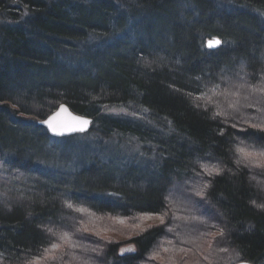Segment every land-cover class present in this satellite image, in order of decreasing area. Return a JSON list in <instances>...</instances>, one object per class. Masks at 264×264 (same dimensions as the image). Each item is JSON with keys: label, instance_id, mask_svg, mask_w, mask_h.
I'll list each match as a JSON object with an SVG mask.
<instances>
[{"label": "trees", "instance_id": "trees-1", "mask_svg": "<svg viewBox=\"0 0 264 264\" xmlns=\"http://www.w3.org/2000/svg\"><path fill=\"white\" fill-rule=\"evenodd\" d=\"M15 5L9 14L18 15L24 6L28 14L23 20L13 16L15 25L0 38V101L32 117L41 116L33 106L50 114L61 103L81 115L96 114L101 136L129 132L139 140V148L130 147L135 158L144 157L134 168L113 169L110 157L89 147L93 153L80 150L78 163L58 172L42 166L43 155L67 160L58 147H70L69 141L55 143L24 126L31 120L17 124L0 115V264L46 258L57 241L53 231L72 233L65 228L72 206L127 219L163 214L184 181L212 208L207 216L200 209L208 224L197 223L192 233L206 239L216 224L221 239L212 244L238 251L235 263L264 264V170L238 166L235 156L241 142L264 148V130L248 127L264 112L246 109L235 119L224 96L210 100L233 80L242 81L241 87L263 86L264 0H18ZM90 33L102 35L107 46L81 49L83 69L64 68L67 46ZM215 38L221 47L204 49ZM206 92L211 94L205 97ZM104 102H119L126 117L99 115ZM217 105L225 106L222 113ZM33 156L40 170L23 160ZM9 192L21 199L8 200ZM165 233V226H158L132 237L133 252H121L111 242L97 254L93 243L81 239L72 248L84 250L96 264H158L148 256ZM56 260L66 264L60 252Z\"/></svg>", "mask_w": 264, "mask_h": 264}, {"label": "rangeland", "instance_id": "rangeland-1", "mask_svg": "<svg viewBox=\"0 0 264 264\" xmlns=\"http://www.w3.org/2000/svg\"><path fill=\"white\" fill-rule=\"evenodd\" d=\"M241 84H243L242 81L233 80L232 84L228 86L229 88L224 89L223 92H216L210 97V100L214 98L217 100L224 96L223 102L228 103L226 111L231 115H236L234 117L235 119H240L239 116H245L246 109L264 112V84L263 86L260 85V88L259 86L241 87ZM210 94L211 92H206L205 97H208ZM256 104L258 105L255 107ZM221 106L225 107L224 105H217L219 113H222L219 109ZM123 114L127 115V112H123ZM224 118H228V116H224ZM224 121L225 120L222 119L223 123ZM248 127L264 130V115H260L255 123ZM246 146L247 144L240 145L237 148L235 155L236 164L247 170L250 167L264 170V154L258 151L259 148L254 149L253 146L250 145L252 150L249 147L246 148ZM193 187L194 184H188V182L185 181L178 183L175 187L176 192L173 194V199L167 200L170 207L168 210L163 211V214L135 215L133 218L127 219L125 217L110 214H96L83 207L72 206V213L68 222V225L75 227L72 233L62 235V240L56 242V244L48 249L46 258L44 257L40 260H36L34 264H59V261L64 264L65 262L63 260H56L59 252L64 260H66V264H96L84 250L82 254L77 253L76 249L72 248L74 242H78L81 239V242L93 243V250L97 254L100 253L102 246H106L111 242L117 243L122 252L125 249L128 250L132 248V244L130 243L132 237L158 226H163V228L165 226L166 233L164 238L158 241L155 245L156 247L148 256L149 260L154 263L239 264L235 263L237 256L233 254L231 250L222 251V244H212L213 239H221L216 224L211 225V227L209 226L210 228L206 239L194 232L192 233L191 229L194 228L197 223L203 225L208 224L200 209L206 212L204 216H207V214L209 215L208 209L212 210V208H209L207 201L202 195L199 196L198 193L193 192L195 191ZM196 199L203 203L198 206ZM213 215L215 216V213ZM53 240H55L54 237ZM55 241H53V243H55ZM185 249L186 251H184ZM74 254L77 255L75 256ZM65 257L67 258L65 259ZM52 258L55 259V261H53Z\"/></svg>", "mask_w": 264, "mask_h": 264}, {"label": "bare ground", "instance_id": "bare-ground-1", "mask_svg": "<svg viewBox=\"0 0 264 264\" xmlns=\"http://www.w3.org/2000/svg\"><path fill=\"white\" fill-rule=\"evenodd\" d=\"M90 1V0H89ZM93 1V0H91ZM99 0H94L95 3H97ZM2 5L0 7V13L3 16L2 17V21L0 22V38H4V34L6 32V28H12L15 24H13L14 22H12V17L16 16V17H20L22 20L27 16V12L28 11V7L24 6V7H20L19 8V14L15 15V14H9L11 12H13V10H15L16 6L19 5H15L16 3H18V0H14L13 1H9V0H1L0 2ZM24 21H21V23ZM20 23V22H19ZM108 26L111 27V29L113 28V30L116 31V33H120V29L118 27H115L113 25H111L110 23H108ZM104 37L101 35H98L97 33H90V35H86V37L83 40H80V42H76L73 41L71 43H73V46L71 44H69L67 46V48L64 51V56L62 57V64L65 66L64 68H69L70 69H83V66L85 64V55H83L80 50L83 48H92L93 45L100 48L107 46L106 39H104ZM114 39V37L112 38ZM209 41V40H208ZM205 42L204 44V49H206L207 51L209 49H207V42ZM222 41V40H221ZM222 45V44H221ZM88 50V49H85ZM91 50V49H89ZM84 51V50H83ZM210 51V50H209ZM61 105H63V103H61L60 105H58L57 107H55V109L50 112H48V109H46V107H35L33 106V109L35 110V112L37 114H41V116H34L32 117V115H26L24 113H22L20 111V107L15 106L12 102H1L0 101V115L2 116L3 114V118L7 120V122H11V123H21V120L24 121H29V122H24V126L26 127H35L32 130H36V131H41L44 134L47 135V137L51 140V141H57L55 143H59V142H70V147L66 146H60L58 147V152L60 153H64L65 155H67V160H63L60 161L58 159H56V157H50L49 155L46 156L45 154L43 155V160H42V166L46 167L48 166V169H55L58 172H64V171H68L73 165L74 163H78L76 161H78L79 159L82 158V153L81 151H84L86 149H89L90 152L93 153V151H91L90 148H93L94 151H97L98 153L108 156L110 157L113 169L114 167H118V168H122L125 166H129L132 164V167H136L137 162H141L144 154L142 153L139 158H135V152L133 149H131L130 147H138V139L135 138V136H133L131 133L129 132H125L122 133L120 135H109L106 136V138H104L105 135L101 136V132H103L104 130H101L100 125H102V122H100L99 120L101 118H99L98 115L94 114V116H86V115H81L77 112H75L73 109H71L68 105H66L68 108H70L71 113L79 118H88L89 121L91 122L90 128L89 130L84 131L83 133L80 131H77L76 126L75 128L73 127L72 130L73 132L70 131L65 128L64 129V133L60 136H56V135H52L50 134L49 131V127H48V120L51 121V118L56 115L55 113L58 112L59 108L61 107ZM100 112L99 115H108L111 117H121L124 118L126 117V114L124 115V113L127 112V108L125 109L124 106H122L119 102H115V103H106L104 102L103 104H101L100 106ZM123 111V112H122ZM48 112V113H47ZM42 118V119H41ZM33 120V121H32ZM168 124V121H167ZM258 129V128H257ZM256 129V130H257ZM261 130V129H258ZM251 131V129L249 130ZM245 137V136H243ZM44 138V137H43ZM48 140V139H47ZM246 148L250 147V143L249 142H241L240 145H246ZM238 146V147H239ZM90 147V148H89ZM252 149V148H251ZM81 150V151H80ZM253 150V149H252ZM71 151V152H69ZM260 152H262L264 154V148L259 147ZM151 152H153L151 150ZM149 153V152H148ZM30 158V157H29ZM28 157L23 159L24 162H26L27 164L30 165V167H32L33 170H40L41 167L39 166L40 164H38L37 161H35L34 156L31 157L29 159ZM139 166V165H138ZM257 174V170L255 171ZM57 174V173H56ZM13 178H15V176H13ZM6 182V179H5ZM8 182V180H7ZM12 192L8 193L5 195V198H7L8 200H14V198L16 197L18 200L21 199V197L16 196V192L15 194H13L12 196ZM65 228H72L74 229L75 227L72 225H68V223L66 224ZM63 231V229H56L55 231L52 232V234L54 235L55 239H57L56 242H60L62 239V236H59L60 233ZM55 243H51L50 246L56 244ZM135 250V248H131L128 249V252H133ZM231 252L233 254H235L237 257L239 256L238 251H236L233 248H230ZM264 257V255H263ZM263 257L260 258L259 262L263 261ZM244 262V261H242ZM4 263V262H3ZM248 263V262H245ZM6 264V263H4ZM251 264V263H248Z\"/></svg>", "mask_w": 264, "mask_h": 264}, {"label": "water", "instance_id": "water-1", "mask_svg": "<svg viewBox=\"0 0 264 264\" xmlns=\"http://www.w3.org/2000/svg\"><path fill=\"white\" fill-rule=\"evenodd\" d=\"M216 41H219V44L216 43ZM222 41L221 39L215 38V39H209V41L207 42V49L209 50H217L219 49V47H221ZM211 45V46H210ZM56 115H54L51 118V121L48 120V127H49V131L50 134L52 135H56V136H60L62 135L65 131L64 129L67 128L70 133L71 131L73 132L72 128L76 126V130L80 131V132H84L86 130H89L91 122L89 121L88 118H79L80 120H86L88 121V123L86 125L80 124V122L78 120H74L73 117L74 116L71 111L70 108H68L66 105H61V107L59 108L58 112L55 113ZM51 124V126H50ZM55 129V130H54ZM239 264H248L245 262H241Z\"/></svg>", "mask_w": 264, "mask_h": 264}, {"label": "snow or ice", "instance_id": "snow-or-ice-1", "mask_svg": "<svg viewBox=\"0 0 264 264\" xmlns=\"http://www.w3.org/2000/svg\"><path fill=\"white\" fill-rule=\"evenodd\" d=\"M216 43L219 44V41H216ZM73 119L74 120H78L80 122V124H83V125H86L88 123V121H86V120H80L78 117H73ZM50 126H51V124H50Z\"/></svg>", "mask_w": 264, "mask_h": 264}]
</instances>
